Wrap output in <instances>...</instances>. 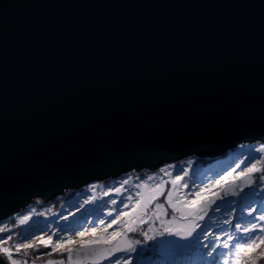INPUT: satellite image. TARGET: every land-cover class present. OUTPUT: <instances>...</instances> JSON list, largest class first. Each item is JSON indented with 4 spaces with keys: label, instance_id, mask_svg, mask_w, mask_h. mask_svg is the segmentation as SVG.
<instances>
[{
    "label": "water",
    "instance_id": "water-1",
    "mask_svg": "<svg viewBox=\"0 0 264 264\" xmlns=\"http://www.w3.org/2000/svg\"><path fill=\"white\" fill-rule=\"evenodd\" d=\"M251 2L0 0V160L13 193L0 222L92 182L256 142L237 128L238 109L259 103Z\"/></svg>",
    "mask_w": 264,
    "mask_h": 264
},
{
    "label": "snow or ice",
    "instance_id": "snow-or-ice-1",
    "mask_svg": "<svg viewBox=\"0 0 264 264\" xmlns=\"http://www.w3.org/2000/svg\"><path fill=\"white\" fill-rule=\"evenodd\" d=\"M243 7L259 10L261 20V68H260V94L258 105L248 103L238 109L237 128L239 131L254 133L252 143H241L240 155L243 159L236 169L225 171L214 182H209L202 189L195 192L194 198H187L188 194L183 192L188 185L184 183V177L188 175V169H180L181 175H173L168 171L172 165L162 167L159 173L145 177L128 176L119 182V186L110 187L103 195L108 196L115 193L121 196L129 193L119 201L111 200L112 208L108 209L107 216L111 218L106 223L100 220V227L89 231L77 233L79 239L71 236L60 237L54 232L45 237L37 236L29 242H16L10 245L12 235L0 237V264H28V260L18 257L23 254L27 257L28 252L38 251L41 246L50 251L41 253L42 257L56 255L59 259L48 258L43 264H136V256L142 253L139 245L159 237L175 236L183 240L193 238L198 229L202 230L204 239L207 240L212 232L202 229L208 211L217 200L224 201L227 198H237L243 201L259 198L258 207L245 204L247 216H240L235 221L236 209L230 208L227 215L233 219H225L224 225L229 228H221L222 235H217L209 243L202 247L208 249L206 255L211 259L204 264H259L264 260V0L251 2ZM7 5H5V8ZM241 164L246 165L243 170ZM258 177V178H257ZM171 185L167 188V185ZM257 184L259 188L257 189ZM8 167L6 160H0V199H6L9 192ZM131 186V187H130ZM93 190V195L84 201L85 204L96 200L94 190L96 184L88 185ZM134 189V194L132 193ZM247 189V191H246ZM19 195V193H14ZM164 199L165 204L158 200ZM127 201V202H126ZM235 203V200L229 201ZM154 204V208L151 207ZM123 205V207H120ZM168 208L172 211L171 219H168ZM216 211H221L219 207ZM32 212L20 216L17 223L27 224ZM115 213V216L113 214ZM256 213H259L256 215ZM67 219V217H63ZM152 225L147 231H143L145 224ZM158 223V227L155 225ZM140 231L143 239H132L130 234ZM6 226H0V233H7ZM54 236L56 237L54 239ZM199 240V237H196ZM135 254V255H134ZM38 256L37 259H40ZM66 256V260L63 258ZM35 264V262H33Z\"/></svg>",
    "mask_w": 264,
    "mask_h": 264
},
{
    "label": "rangeland",
    "instance_id": "rangeland-1",
    "mask_svg": "<svg viewBox=\"0 0 264 264\" xmlns=\"http://www.w3.org/2000/svg\"><path fill=\"white\" fill-rule=\"evenodd\" d=\"M248 143H252L253 146H255L256 142ZM239 144L234 148L227 150L224 154L228 152V155L225 157H223V154L209 157L208 160L210 159V161H208L206 165H202L195 158L187 156L177 161L164 163L155 170L145 169L139 172L132 171L116 178L92 182L90 184L97 185V188L94 190L96 200L89 204H85L84 201L87 200L89 196L93 195V190H90L88 187L90 184L78 190L72 189V192H74L72 194L69 190L65 191L62 195L54 199L56 201L57 198H63L62 203L58 206H53L55 205L53 202L54 200L51 201L49 207H45V204H37L41 205V207H39L36 206V204L33 205L31 203L25 207L24 210L21 209V211L3 220L0 223V226H8L9 229L13 228V230H15V237H13V240L10 242V244L13 245L16 242H25L23 239L24 237H28L30 242L37 236L44 235L47 237L54 232L60 237L66 238L67 236H71L74 240L79 239L77 235L78 232H90L93 228L98 229L100 227L101 219H104L106 223L110 222L111 218L107 216V211L113 207L111 200L116 199L119 201L129 193H123L121 196H117L115 193L105 196L103 193L108 191V188L110 187L119 186V182L122 179L127 178L128 176L146 178L148 175L152 174L167 179V177H164L163 173H159L160 168L172 165L173 167L168 168L167 170L172 172L173 175H181L182 173L180 172V169L187 168L188 175L184 177V183H186L188 187L183 189V192L187 193V198L191 199L194 198L195 192L202 189L209 182H214L216 179H219L220 176L224 175L225 171L236 169V165L240 164V161L243 159V156L240 155L241 149L238 147ZM245 166L246 165L241 164L240 169L237 170H243ZM166 187L170 188L171 185L169 184ZM256 187L258 189L259 184H257ZM134 191L135 190L132 189L133 194ZM231 200H235V203H230L229 201ZM158 202L165 204L164 199H160ZM246 203L251 204L253 207H258L260 200L259 198H254L248 201H243L237 198H227L224 201L217 200L215 205L209 209L202 224V229L212 232V235L209 236L207 240L204 239L201 229H198L193 238L188 240H183L175 236H158L155 240H150L139 246L142 248L154 247L158 252L159 258L146 256L141 253L139 256L135 257L136 264H204V261L211 258L206 255L208 249L203 248L202 245L209 243L211 240L215 239L217 235H222L220 232L221 228H229L228 225L223 224V221L225 219H233V217L227 215L230 208L236 209L234 222H238L242 215L246 217L247 212L244 207ZM120 207H123V205H120ZM151 207L154 208V204ZM216 207H219L221 211H216ZM33 209H35V211L32 214L31 220L25 225H19L17 223L18 218L32 212ZM258 214L259 213H256V215ZM113 216H115V213ZM63 217H67V219H63ZM171 217L172 211L168 208V219H171ZM155 226L158 227V223ZM141 227L143 231H147L152 225L146 223ZM137 232L138 236H136ZM137 232L130 234L131 238L142 240L143 236L141 232L139 230ZM196 237H199V240H197ZM55 238L56 237L54 236V239ZM64 259L66 260V256ZM39 264H43V262ZM259 264H264V260H261Z\"/></svg>",
    "mask_w": 264,
    "mask_h": 264
},
{
    "label": "trees",
    "instance_id": "trees-1",
    "mask_svg": "<svg viewBox=\"0 0 264 264\" xmlns=\"http://www.w3.org/2000/svg\"><path fill=\"white\" fill-rule=\"evenodd\" d=\"M228 153V152H227ZM224 154L223 155V157H225V156H227L228 154ZM192 158H195L199 163H201L202 165H206L207 163H208V161H210V159L208 160V158H199V157H197V156H191ZM222 157V156H221ZM70 192H71V194L72 193H74V192H72L73 190L72 189H70L69 190ZM75 191V190H74ZM70 194V195H71ZM66 198V197H65ZM62 199L63 198H57L56 199V201L54 200L53 202L55 203V205H53L54 207H56V206H58L59 204H61L62 203ZM51 204V202L50 203H48V204H45V207H49V205ZM47 205V206H46ZM36 206H39V207H41V205H36ZM52 208V207H51ZM7 227V229H9L8 228V226H6ZM15 230H13V228L12 229H9V232H7V233H0V237H4V236H6V235H9V234H12V236L13 237H15L14 236V232ZM140 234V233H139ZM133 235H136V234H133ZM136 236H138V232H137V235ZM10 245H13V244H10ZM138 248H140V249H142V253L144 254V255H146V256H153V257H156V258H159V255H158V252H157V250L154 248V247H150V248H142L141 246H138ZM39 249H41V250H38V251H29L28 252V254H27V257H25L23 254H21V256L20 257H18V258H20V259H23V258H26L27 260H28V263H30V264H33V262H35L36 264H39V263H41V262H43L44 260H46V259H48V258H53V259H59V258H61V257H58V256H56V255H53L52 257H42L41 256V253H44V252H47V251H50L49 249H45V248H43V246H41ZM38 256H41V258L40 259H37V257ZM65 257V256H64ZM63 257V258H64Z\"/></svg>",
    "mask_w": 264,
    "mask_h": 264
},
{
    "label": "bare ground",
    "instance_id": "bare-ground-1",
    "mask_svg": "<svg viewBox=\"0 0 264 264\" xmlns=\"http://www.w3.org/2000/svg\"><path fill=\"white\" fill-rule=\"evenodd\" d=\"M223 155H224V154H223ZM50 202H51V201H50ZM50 202H47V203H45V204H48V203H50ZM32 204H33V205H35V204L37 205V204H43V203H42L41 201H39V200H36V202H33ZM26 207H27V206H26ZM24 208H25V207H24ZM24 208H22V210H24ZM19 211H21V209H20ZM15 214H16V213H15ZM4 220H5V219H4ZM2 221H3V220H2ZM2 221H1V222H2ZM1 222H0V223H1Z\"/></svg>",
    "mask_w": 264,
    "mask_h": 264
}]
</instances>
